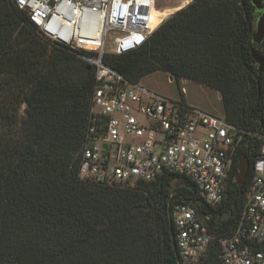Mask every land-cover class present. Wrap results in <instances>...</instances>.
Here are the masks:
<instances>
[{
    "label": "trees",
    "instance_id": "obj_1",
    "mask_svg": "<svg viewBox=\"0 0 264 264\" xmlns=\"http://www.w3.org/2000/svg\"><path fill=\"white\" fill-rule=\"evenodd\" d=\"M259 16L251 0H192L141 48L104 57L131 84L164 72L178 85L192 81L222 95L241 142L226 198L214 207L177 174L135 189L81 180L94 70L45 40L14 0H0V264H178L180 204L209 216L217 239L231 236L263 145L264 74L251 52L264 56V41H253ZM243 156L250 170L238 186ZM220 252L216 240L204 263L221 264Z\"/></svg>",
    "mask_w": 264,
    "mask_h": 264
},
{
    "label": "built area",
    "instance_id": "obj_2",
    "mask_svg": "<svg viewBox=\"0 0 264 264\" xmlns=\"http://www.w3.org/2000/svg\"><path fill=\"white\" fill-rule=\"evenodd\" d=\"M191 1V0H190ZM184 1L179 10L190 4ZM51 45L78 54L95 73L86 136L78 154L81 180L135 189L164 173L190 178L206 202L226 198L241 137L225 116L195 108L140 84L104 63L144 46L170 19L155 17L160 0H14ZM184 92V90H183ZM244 208L233 234L217 239L210 217L192 204L173 211L178 264H205L220 245L221 264H264V136Z\"/></svg>",
    "mask_w": 264,
    "mask_h": 264
},
{
    "label": "rangeland",
    "instance_id": "obj_3",
    "mask_svg": "<svg viewBox=\"0 0 264 264\" xmlns=\"http://www.w3.org/2000/svg\"><path fill=\"white\" fill-rule=\"evenodd\" d=\"M185 0H160L159 10L163 8H179ZM192 1V0H191ZM190 1V2H191ZM176 10L174 13H176ZM173 13V14H174ZM142 85L151 91H155L172 99H182L180 91L184 90V97L194 105L206 107L208 112L224 116L223 106L219 96L210 89H202V85L192 81H181L178 85L164 72H157L146 77ZM21 115L25 116V105L21 108Z\"/></svg>",
    "mask_w": 264,
    "mask_h": 264
},
{
    "label": "water",
    "instance_id": "obj_4",
    "mask_svg": "<svg viewBox=\"0 0 264 264\" xmlns=\"http://www.w3.org/2000/svg\"><path fill=\"white\" fill-rule=\"evenodd\" d=\"M252 4L255 6L260 16L258 17L256 23V33L254 35L253 41L257 46H260L264 41V0H251ZM252 57L256 64L258 65L259 73L264 74V56L261 54L258 48L252 49ZM173 80L172 77H170ZM220 99L222 95L219 93ZM250 170V162L247 156H243L239 160L238 174L235 178V182L238 186H243L247 180V176Z\"/></svg>",
    "mask_w": 264,
    "mask_h": 264
},
{
    "label": "bare ground",
    "instance_id": "obj_5",
    "mask_svg": "<svg viewBox=\"0 0 264 264\" xmlns=\"http://www.w3.org/2000/svg\"><path fill=\"white\" fill-rule=\"evenodd\" d=\"M186 1H190V0H186ZM180 7V6H179ZM179 8H170V9H167L166 11H163V12H156L155 14V17H161V16H169L170 14L174 13L176 10H178Z\"/></svg>",
    "mask_w": 264,
    "mask_h": 264
},
{
    "label": "crops",
    "instance_id": "obj_6",
    "mask_svg": "<svg viewBox=\"0 0 264 264\" xmlns=\"http://www.w3.org/2000/svg\"><path fill=\"white\" fill-rule=\"evenodd\" d=\"M183 81H187V80H183ZM202 89H208V88L202 86ZM212 91H214V90H212ZM214 92L219 96V93L218 92H216V91H214ZM184 99H185L186 103L189 104L190 106L195 107V108H199V109H202V110H205V111H208L207 109H205L206 107L199 106V105L197 106V105L192 104L191 102H189V100H188L187 97H184ZM219 99H220V97H219Z\"/></svg>",
    "mask_w": 264,
    "mask_h": 264
},
{
    "label": "snow or ice",
    "instance_id": "obj_7",
    "mask_svg": "<svg viewBox=\"0 0 264 264\" xmlns=\"http://www.w3.org/2000/svg\"><path fill=\"white\" fill-rule=\"evenodd\" d=\"M21 2H23V0H21Z\"/></svg>",
    "mask_w": 264,
    "mask_h": 264
}]
</instances>
